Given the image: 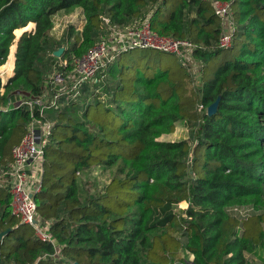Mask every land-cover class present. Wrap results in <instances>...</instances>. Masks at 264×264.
Masks as SVG:
<instances>
[{
	"label": "trees",
	"instance_id": "obj_1",
	"mask_svg": "<svg viewBox=\"0 0 264 264\" xmlns=\"http://www.w3.org/2000/svg\"><path fill=\"white\" fill-rule=\"evenodd\" d=\"M214 1L231 5L229 49L218 48L224 25L212 0H0V66L16 35L35 24L19 38L14 74L0 89V177L30 122L16 96L41 95L59 60L68 58L70 68L83 57L107 33L103 16L121 27L156 7L147 18L152 29L198 45L202 65L195 84L174 55L147 50L157 54L141 67L145 56L132 54L145 50H131L95 85L102 93L50 112L55 124L35 201L54 243L13 214L0 180V234L10 230L0 264H249L247 254L264 255V0ZM78 8L83 29L71 26L55 41L53 18ZM182 121L191 141H160ZM94 167L110 169L111 181L83 196L79 177ZM183 202L187 208L176 211ZM240 209L254 214H233Z\"/></svg>",
	"mask_w": 264,
	"mask_h": 264
},
{
	"label": "built area",
	"instance_id": "obj_2",
	"mask_svg": "<svg viewBox=\"0 0 264 264\" xmlns=\"http://www.w3.org/2000/svg\"><path fill=\"white\" fill-rule=\"evenodd\" d=\"M212 5L224 25L218 48L229 49L233 45L235 33L231 5L214 0ZM102 20L106 35L100 37L83 57L74 59L72 69L68 68L67 61L58 64L47 76L41 95H17L13 103L16 108L28 109L30 122L25 136L12 150L13 162L10 168L0 180L11 193L13 214L22 224L33 226L43 242L54 243L49 233V224L42 225L38 219L35 201V195L42 187L45 151L52 139L55 124L50 112L58 111L69 102L78 101L89 87L103 83L108 66L120 55L135 49L156 50L174 55L195 79V83H200L197 78L201 80L200 64L193 65L194 53L199 47L190 40L159 34L152 29L149 19H136L121 27L112 26L107 16H103ZM3 67L10 68V62L7 61ZM13 70L11 68V72ZM0 72V89L4 93L9 79L7 77L4 80V71ZM85 87L87 91L83 92ZM199 108L204 109V106L200 105ZM57 256L56 251L49 257L56 259Z\"/></svg>",
	"mask_w": 264,
	"mask_h": 264
},
{
	"label": "rangeland",
	"instance_id": "obj_3",
	"mask_svg": "<svg viewBox=\"0 0 264 264\" xmlns=\"http://www.w3.org/2000/svg\"><path fill=\"white\" fill-rule=\"evenodd\" d=\"M155 8L156 7H154L153 9H155ZM153 9H151L150 7H147L143 11V13L141 14L144 17L138 18V19H141V20L147 19L149 17V15L152 14ZM53 20H54V28H53V31L51 33V36L55 41H58V40L62 39V37L68 32V30L70 29L71 26H74L77 30H82L83 26L85 24V14H84L83 10L79 9V8L69 10V11H62V12L58 13L53 18ZM32 27H34V24L31 25L29 27V29H31ZM66 47H70V45L66 44ZM66 47H62V48H64L66 50ZM64 53H65V51H64ZM64 53H63V55H64ZM156 54H157V52H153V51L136 50V52H134L132 55L137 57L136 60H138L139 57L145 56V57H142L141 63H139L141 65V67H144L147 60L149 59L148 57L156 55ZM132 55H129L127 57L130 58V56H132ZM162 57L165 61H170L173 68H175V69L178 68L179 63L174 58H172L171 56H168V55H162ZM13 59H14V57H12L11 60H8V62H10V65H12ZM74 59H73V61L71 60L72 61V67H70V68L68 67L69 69L73 68ZM117 59H118V57L116 58V60ZM116 60H114L111 64H113ZM65 61H67V64L69 66L70 62L68 61V58H63V59L59 60L58 64L59 65L64 64ZM220 62H221V59L217 62V64ZM127 63H129V62L126 61L125 64H127ZM198 64H200V61H198V59H196V58H193V65L197 66ZM199 67L201 70L202 65L200 64ZM9 69H10L9 67H6L3 70L4 71V76H3L4 80H6L9 73H11V72H9L10 71ZM69 71H71V70H69ZM69 71L67 74H69ZM0 74H2V72H0ZM197 80L200 81L199 78H197ZM98 93H102V88H99L96 86L95 87H89L86 95L83 94L81 96V98L78 100L79 104L85 103L86 100H89V99L92 100L95 97V95ZM80 107H83V106L80 105ZM190 138H191V129H189L188 125L184 121H182V122H178L176 124V130L174 133L169 134V135H164L160 139V141H168V142H179V141H185V140L191 141ZM111 178H112V171L110 169H107V168L94 167L90 170L85 171L79 177V179H80L79 180L80 181V190L82 192V195L84 196L85 193L95 194V193L103 191L108 186V184L110 183ZM187 206H188V204L186 202H183L176 208V211L186 209ZM233 214L245 217L248 215H253L254 212L251 209H240L237 211L235 210ZM181 254L185 258H189L190 261L193 259L192 256H189L185 253H181ZM247 259H248L249 264H264V255L261 253H259V255L247 254Z\"/></svg>",
	"mask_w": 264,
	"mask_h": 264
},
{
	"label": "crops",
	"instance_id": "obj_4",
	"mask_svg": "<svg viewBox=\"0 0 264 264\" xmlns=\"http://www.w3.org/2000/svg\"><path fill=\"white\" fill-rule=\"evenodd\" d=\"M33 25V24H32ZM27 28V27H26ZM29 28V27H28ZM35 29V24H34V27H32L31 29H25L24 28V30H23V32L21 33V35L20 36H17L16 35V37H17V39H16V43L14 44V46L12 47V49H11V54H10V57H9V60H11L12 59V57H14V59H13V63H12V65H11V67H10V71L9 72H11V68H13V69H15V63H16V52H17V46H18V40H19V38L22 36V34L24 33V32H26V31H31V30H34ZM20 30H22V29H20ZM0 69H1V71L2 70H4L5 68L3 67V66H0ZM13 74H14V70L11 72V73H9V75H8V79H10L12 76H13Z\"/></svg>",
	"mask_w": 264,
	"mask_h": 264
},
{
	"label": "water",
	"instance_id": "obj_5",
	"mask_svg": "<svg viewBox=\"0 0 264 264\" xmlns=\"http://www.w3.org/2000/svg\"><path fill=\"white\" fill-rule=\"evenodd\" d=\"M65 49L64 48H61L59 49L58 51L55 52L54 56L57 57V58H60L63 53H64ZM219 102H220V99H218L215 103H213L209 108H208V115L209 116H213L217 113L218 111V106H219ZM10 230H7L6 232H3L0 234V240L7 234V232H9ZM74 264H79V263H74Z\"/></svg>",
	"mask_w": 264,
	"mask_h": 264
}]
</instances>
